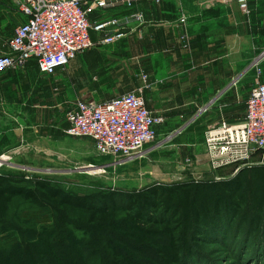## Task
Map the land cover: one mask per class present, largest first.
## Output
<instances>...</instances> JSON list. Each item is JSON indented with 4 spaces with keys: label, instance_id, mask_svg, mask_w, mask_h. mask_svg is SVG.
Masks as SVG:
<instances>
[{
    "label": "crops",
    "instance_id": "0c3cea01",
    "mask_svg": "<svg viewBox=\"0 0 264 264\" xmlns=\"http://www.w3.org/2000/svg\"><path fill=\"white\" fill-rule=\"evenodd\" d=\"M248 7L250 12L246 13L238 0L229 3L221 0H145L139 6L145 22L125 26L118 40L100 44L92 50L97 55L93 58L88 55L89 61L100 64L102 53L110 60V56L114 58L120 54L119 68L123 69L125 56H129L134 78L129 81L127 92L142 89L148 107L156 116L165 119L158 132L162 131L168 140L180 137L179 145L188 146L186 150L193 148L196 152H205V141L191 143L189 134L203 132L224 120L237 123L246 115L247 100L257 72L249 69L242 76L240 74L264 52V0H250ZM126 13L123 9L100 11L92 20ZM182 17L186 18L188 47L182 44L179 27ZM15 28L12 34H0V55L9 52L8 41ZM106 34L96 32L95 41ZM83 53L64 68V75L59 76L62 81L79 71L77 62L89 52ZM261 67L260 79L264 81V59ZM110 69L105 63L102 65L99 83L106 84ZM1 76L0 152L31 144L35 153L48 160L47 165H67L68 154L72 151L71 138L66 133L67 116L59 113L61 103L56 102L54 94L35 93L37 81L34 78L41 76L37 64L30 61L25 68ZM24 85L27 94H24ZM45 98L49 103L39 105V100ZM26 107L36 108V113L16 111L26 110ZM43 109H48L47 113H42ZM203 155L198 154L199 159ZM241 167L231 164L209 168L202 175L206 180H218L227 174L234 175Z\"/></svg>",
    "mask_w": 264,
    "mask_h": 264
},
{
    "label": "trees",
    "instance_id": "16d2710c",
    "mask_svg": "<svg viewBox=\"0 0 264 264\" xmlns=\"http://www.w3.org/2000/svg\"><path fill=\"white\" fill-rule=\"evenodd\" d=\"M18 198L50 214L54 235L0 249V264H84L89 249H97L99 264H195L216 246L240 256L264 242V163L218 180L87 193L67 191L46 176L0 171V218ZM69 225L103 231L107 240L69 243L59 238Z\"/></svg>",
    "mask_w": 264,
    "mask_h": 264
},
{
    "label": "built area",
    "instance_id": "2783aa9c",
    "mask_svg": "<svg viewBox=\"0 0 264 264\" xmlns=\"http://www.w3.org/2000/svg\"><path fill=\"white\" fill-rule=\"evenodd\" d=\"M145 0H18L24 21L16 26L9 39V52L0 55V76L23 69L30 61L37 64L42 77L65 68L78 55L96 43H113L132 22L143 24L139 8ZM229 3L233 0H221ZM249 13L250 0H238ZM123 9V16L92 20L96 12ZM183 46H189L186 18L179 24ZM107 33L98 41L92 32ZM264 52L251 63L257 77L247 100L245 118L237 123L222 121L208 128L206 154L212 168L254 163L258 154L264 157ZM146 79V75H142ZM69 136H87L103 155L133 157L158 143V128L165 119L156 116L139 92L129 91L109 99H81L66 114Z\"/></svg>",
    "mask_w": 264,
    "mask_h": 264
},
{
    "label": "rangeland",
    "instance_id": "374dc122",
    "mask_svg": "<svg viewBox=\"0 0 264 264\" xmlns=\"http://www.w3.org/2000/svg\"><path fill=\"white\" fill-rule=\"evenodd\" d=\"M23 21L24 16L19 10L18 0H4L0 3V34H12L16 25ZM92 34L96 40V32L93 31ZM0 38L2 39L1 35ZM98 46L100 44L96 43L86 51L89 53H83L86 56H82L77 62L79 71L69 77L68 80L62 81L59 77L64 75V68L56 70L45 78L41 76L37 79L34 78L37 81L34 88L35 93L40 91L41 94H54L56 102L61 103L59 108H62V111L58 109L59 113L62 112L61 114L66 115L78 100L109 99L115 96L113 93L123 94L125 91L127 92L129 81L134 78L130 72L133 64L129 60V56H125L126 66L123 69L119 68L120 54L114 58L110 56V60L102 53L100 55L101 63L96 64L89 61L88 55L91 58L96 56L97 53L92 50ZM81 55L74 61L78 60ZM104 63L111 68L109 70L111 71L110 77L105 81L106 84L99 83L101 81L99 70L102 69ZM1 78L3 76H0ZM25 88L24 85V94H27L28 89ZM34 99L38 101L36 97ZM38 103L42 106L47 105L49 101L48 98H45L44 101L39 100ZM36 110V108L28 109V107L26 110L16 109L19 114L27 112L32 114L36 113ZM47 111L48 109L41 110L42 113H47ZM207 131L208 128L200 133L189 134L188 140L194 144L201 143L206 140ZM69 137L71 138L72 151L68 154L67 165L49 166L47 165L48 160L41 157L42 154H37L31 149V144H24L15 150L0 152V157L8 156V160L1 162L0 171L11 172L16 177L25 174L28 179L46 176L59 183L67 191L87 193L104 189L139 190L155 183L173 184L188 180H206L202 172L209 168L213 169L206 151L196 152L193 148L186 150L185 148L188 146L179 145L180 137L168 140V136L162 131L158 132V143L155 147L153 145L143 153L133 157L103 155L96 150L91 138L87 136ZM45 144L42 143V145ZM200 153L201 155L205 154L201 159L198 156ZM39 162L42 164H37ZM263 163L264 157L262 158L260 154L255 156L253 164ZM88 165L93 166L90 167L91 170H99V172L91 171L90 168H82ZM234 175L227 174L223 177H233ZM41 233L51 239L53 238V220L50 214L18 198L10 205L9 213L0 218V249H9L23 239L33 240L35 234ZM65 237L69 243L74 241L90 243L96 237L99 238L100 242L107 240L103 231L93 233L73 225H69L65 234L59 238ZM238 255L233 256L230 251H225L224 248L216 246L212 255L195 264H264V242L252 245V247L249 246L247 251L240 253V256ZM100 258L97 249H89L85 253L84 259L86 260L83 263L95 264L97 262L99 264Z\"/></svg>",
    "mask_w": 264,
    "mask_h": 264
},
{
    "label": "water",
    "instance_id": "95a60500",
    "mask_svg": "<svg viewBox=\"0 0 264 264\" xmlns=\"http://www.w3.org/2000/svg\"><path fill=\"white\" fill-rule=\"evenodd\" d=\"M250 67H251V64L240 74V76H242L243 74H245L249 69H250ZM240 76H238V78L240 77ZM0 161L1 162H5L6 160H3L2 159V157H0ZM90 167H93L92 165H90V166H84V167H82L83 169H88V168H90ZM82 168H79V169H82Z\"/></svg>",
    "mask_w": 264,
    "mask_h": 264
},
{
    "label": "bare ground",
    "instance_id": "6f19581e",
    "mask_svg": "<svg viewBox=\"0 0 264 264\" xmlns=\"http://www.w3.org/2000/svg\"><path fill=\"white\" fill-rule=\"evenodd\" d=\"M2 159H3V160H8L7 157H3V156H2ZM0 162H1V161H0ZM88 166H90V165H88ZM90 170H91V168H90ZM91 171H97V172H99V170H91Z\"/></svg>",
    "mask_w": 264,
    "mask_h": 264
}]
</instances>
